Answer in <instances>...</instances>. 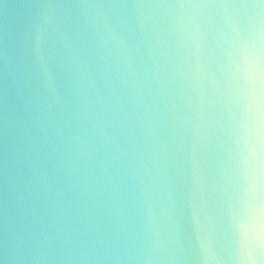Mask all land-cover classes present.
I'll list each match as a JSON object with an SVG mask.
<instances>
[{
  "label": "clouds",
  "instance_id": "obj_1",
  "mask_svg": "<svg viewBox=\"0 0 264 264\" xmlns=\"http://www.w3.org/2000/svg\"><path fill=\"white\" fill-rule=\"evenodd\" d=\"M0 264H264V0H0Z\"/></svg>",
  "mask_w": 264,
  "mask_h": 264
}]
</instances>
